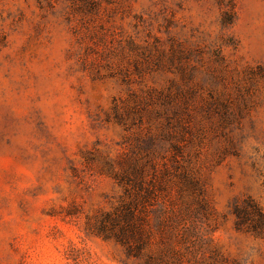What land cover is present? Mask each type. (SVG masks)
<instances>
[{
  "label": "rangeland",
  "instance_id": "1",
  "mask_svg": "<svg viewBox=\"0 0 264 264\" xmlns=\"http://www.w3.org/2000/svg\"><path fill=\"white\" fill-rule=\"evenodd\" d=\"M0 264H264V0H0Z\"/></svg>",
  "mask_w": 264,
  "mask_h": 264
},
{
  "label": "trees",
  "instance_id": "2",
  "mask_svg": "<svg viewBox=\"0 0 264 264\" xmlns=\"http://www.w3.org/2000/svg\"><path fill=\"white\" fill-rule=\"evenodd\" d=\"M131 204L130 202L128 203H123L122 206L116 209V212L119 211L121 208V211L119 214L111 220V228H109L110 233H106V237H111L114 234V237L117 242L127 245V247L130 249L131 248V240L135 238V221H134V212L132 211L131 207L128 206ZM118 213V212H117ZM123 220V222H121ZM119 223H123L119 226V230L116 231L115 229L118 228L117 225ZM103 226L102 229L103 230ZM113 232V233H111ZM111 234V235H109Z\"/></svg>",
  "mask_w": 264,
  "mask_h": 264
}]
</instances>
